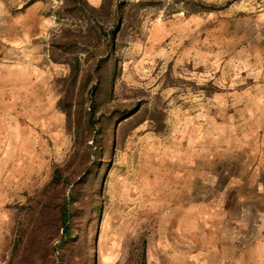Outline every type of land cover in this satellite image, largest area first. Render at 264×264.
Instances as JSON below:
<instances>
[{
    "label": "rangeland",
    "instance_id": "374dc122",
    "mask_svg": "<svg viewBox=\"0 0 264 264\" xmlns=\"http://www.w3.org/2000/svg\"><path fill=\"white\" fill-rule=\"evenodd\" d=\"M0 85V264H264V0H0Z\"/></svg>",
    "mask_w": 264,
    "mask_h": 264
},
{
    "label": "crops",
    "instance_id": "0c3cea01",
    "mask_svg": "<svg viewBox=\"0 0 264 264\" xmlns=\"http://www.w3.org/2000/svg\"><path fill=\"white\" fill-rule=\"evenodd\" d=\"M16 82L18 83V81ZM2 86L3 85H0V87ZM5 93L7 94V91H5ZM1 98L2 97L0 95V99ZM3 100H8V98L3 97ZM245 166L246 174L241 176V178L242 181L245 182L247 192L246 194L242 193V196L248 200V205L251 204L255 206L257 201H259L260 204L264 205V159H260L259 161H257L249 158ZM237 180H240L239 177H237ZM237 189L240 192V186ZM239 192H236L237 195L240 194ZM254 211L255 210H252V212Z\"/></svg>",
    "mask_w": 264,
    "mask_h": 264
},
{
    "label": "trees",
    "instance_id": "16d2710c",
    "mask_svg": "<svg viewBox=\"0 0 264 264\" xmlns=\"http://www.w3.org/2000/svg\"><path fill=\"white\" fill-rule=\"evenodd\" d=\"M113 35H114V34H113ZM68 234H69V232H68V233L66 232V233H65V236H67ZM144 243H145V242H144Z\"/></svg>",
    "mask_w": 264,
    "mask_h": 264
}]
</instances>
